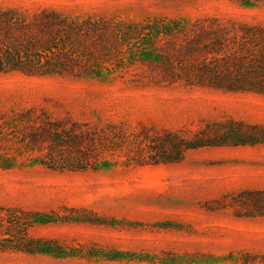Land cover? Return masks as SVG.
Returning <instances> with one entry per match:
<instances>
[{"label":"rangeland","instance_id":"1","mask_svg":"<svg viewBox=\"0 0 264 264\" xmlns=\"http://www.w3.org/2000/svg\"><path fill=\"white\" fill-rule=\"evenodd\" d=\"M0 7L264 28V0H0ZM127 53L134 59L97 78L0 74V123L32 109L112 126L121 141L104 153L108 167L54 170L35 161L39 153L19 127L0 126V157L12 163L0 167V264H264V93L153 85L158 70L138 49ZM217 130L222 144L179 161L153 162L151 151L137 149L144 134Z\"/></svg>","mask_w":264,"mask_h":264},{"label":"trees","instance_id":"2","mask_svg":"<svg viewBox=\"0 0 264 264\" xmlns=\"http://www.w3.org/2000/svg\"><path fill=\"white\" fill-rule=\"evenodd\" d=\"M242 1V0H241ZM222 23L216 18L188 24L175 20L130 22L115 18H70L49 7L30 11L0 7V74L97 78L134 59L127 49L139 50L141 62L158 70L151 84H180L227 91L264 93V28ZM238 28V29H237ZM127 56V57H126ZM127 58V60H126ZM12 124L39 164L54 170H97L108 167L104 153L121 146L112 126L90 128L84 123L52 120L29 109L4 119ZM198 131L185 138L177 131L137 137V149H148L153 162H174L185 152L220 145ZM136 140V139H135ZM143 158L141 157L140 160ZM136 160V159H133ZM4 161V162H3ZM0 157V167H9ZM136 164H142L137 159ZM264 197V190L258 191ZM264 204V199L261 201ZM26 252L35 247H13Z\"/></svg>","mask_w":264,"mask_h":264}]
</instances>
